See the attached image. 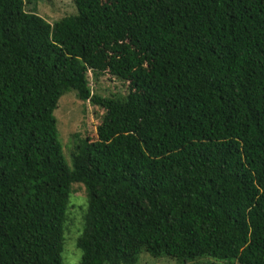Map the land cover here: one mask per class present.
Masks as SVG:
<instances>
[{
	"label": "trees",
	"instance_id": "trees-1",
	"mask_svg": "<svg viewBox=\"0 0 264 264\" xmlns=\"http://www.w3.org/2000/svg\"><path fill=\"white\" fill-rule=\"evenodd\" d=\"M29 3L0 0V264H63L74 184L79 264H264V0ZM68 92L103 112L66 158Z\"/></svg>",
	"mask_w": 264,
	"mask_h": 264
},
{
	"label": "rangeland",
	"instance_id": "rangeland-1",
	"mask_svg": "<svg viewBox=\"0 0 264 264\" xmlns=\"http://www.w3.org/2000/svg\"><path fill=\"white\" fill-rule=\"evenodd\" d=\"M48 23L59 20L60 18L76 13L73 0H31V3L25 7V10L33 11ZM105 78L101 79L96 89L92 81L90 86L93 93L100 96H109L110 93H118L123 90L117 82L110 83ZM102 110L92 106L89 102L79 101L73 92L64 94L58 101L54 116L57 120V129L59 130L60 141L63 145V153L66 158L74 146L73 135H78L79 139L86 136L95 139L96 127L100 122ZM74 193L70 199L67 231L62 252L63 264H79L81 253L75 247V240L78 237L79 229L82 223V205L84 203V212L86 211V202H84V189L78 184H74ZM207 260H199L195 264H206ZM138 264H177L165 258L153 259L147 253L140 255Z\"/></svg>",
	"mask_w": 264,
	"mask_h": 264
}]
</instances>
